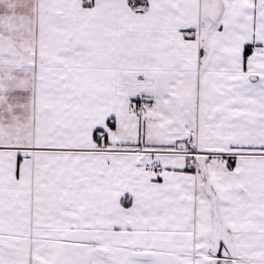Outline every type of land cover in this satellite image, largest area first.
<instances>
[{
  "label": "snow or ice",
  "instance_id": "1",
  "mask_svg": "<svg viewBox=\"0 0 264 264\" xmlns=\"http://www.w3.org/2000/svg\"><path fill=\"white\" fill-rule=\"evenodd\" d=\"M0 264H264V0H0Z\"/></svg>",
  "mask_w": 264,
  "mask_h": 264
}]
</instances>
